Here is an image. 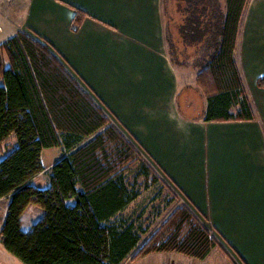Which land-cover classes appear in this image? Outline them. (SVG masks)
<instances>
[{"label": "trees", "instance_id": "trees-1", "mask_svg": "<svg viewBox=\"0 0 264 264\" xmlns=\"http://www.w3.org/2000/svg\"><path fill=\"white\" fill-rule=\"evenodd\" d=\"M225 2V12L211 18L214 50L199 64L203 69L197 81L206 108L198 117L252 120L236 61L249 0ZM83 16L77 10L74 29ZM41 40L19 31L0 44V148L11 138L16 141L0 160V200L8 201L1 243L23 264H121L141 248L144 233L142 214H126L127 209L141 195L140 187L159 178L51 52V44ZM257 84L264 88V75ZM53 147L62 148L63 156L47 171L49 186L41 188L32 181L45 171L43 149ZM30 205L42 217L26 231L22 214ZM217 246L208 227L187 207H179L139 253L174 251L204 260Z\"/></svg>", "mask_w": 264, "mask_h": 264}, {"label": "rangeland", "instance_id": "rangeland-1", "mask_svg": "<svg viewBox=\"0 0 264 264\" xmlns=\"http://www.w3.org/2000/svg\"><path fill=\"white\" fill-rule=\"evenodd\" d=\"M17 1L19 6H15L14 4ZM257 1L263 2L264 8V0H253V3L249 6L250 8L248 10L245 27L246 31L243 34L242 40L240 39L236 59L238 65L240 64L244 67L242 73L246 78V89L252 107H258V109L264 112V88L259 89L256 86V78L264 74V12H262L259 7L256 8L255 2ZM150 2L152 3L149 4L154 7L152 22H154L155 26L149 29L150 34L144 36L145 40L138 39L134 34L122 29L118 26V22H115L116 25H110L108 22L97 21V23L100 22L99 24L102 30L108 31L106 37H108L109 43H113V40H115L132 50L138 49L141 52L143 51L142 55L146 54L145 57L153 56V58L159 62L164 63L167 72L163 73L159 68L158 73L153 72L150 74L152 78L150 77L149 80H147L148 75H144L145 66H143V64H146L147 71L150 70L145 58L139 61V66L143 67H138L135 70L131 69L130 76H128V73H126L127 76H120L121 70L118 69L117 71L115 67L111 68V66L107 77H103L100 71H93V76L95 77L94 81L100 83V85L105 88L104 91H100L101 89L95 86L92 80L85 78L83 73L79 70V67L78 69L74 67L63 53L57 51L55 45L51 41L44 39L51 44V52L59 58L67 67L68 71L76 77L84 88L91 92L96 103L108 114L111 121L117 125L123 134L131 141L135 149L141 154V157L151 166L154 172L153 174H156L159 178L158 182L150 180V184L147 187H140L141 195L127 209L126 214H132L136 217L142 214L140 223H142L144 233L140 245L141 248L135 251L121 264H243L241 259L235 255L234 247H232L229 242L226 233L227 230H229L228 228L235 232V227L241 229L247 227L244 229L247 235L246 238L255 239L259 236V229L256 228V225L263 223L264 215H261V213H263L264 210L261 212H257V210L258 205L264 207L262 202V200L264 201V191H262L260 195L256 194V191L258 185L257 179H259L260 184H263V181H261L263 178L176 177L174 166H177V164L181 165L183 163L185 164L184 168H186L192 167V164L199 162V158L193 154V152H197V150L194 151L193 148L195 138L192 137L193 134L187 132L186 125L190 123L179 119L180 122L178 120L176 129L178 128L179 131V128H181L183 131H179L180 144L178 148L175 146L168 147V145H166L165 148L160 147L161 149L158 150L159 154H157L156 149L149 147L143 139L141 140V138H139V134L135 132V135L134 131L128 128L127 122L125 123L121 117L117 116V112H115L112 105L114 102L115 104H119L120 107H123L122 98H127L128 96L132 97L134 100V97L138 96L136 95L138 93L137 88L139 89L144 83L150 90L159 87L160 77L162 74L163 76L165 74L168 79L169 88L168 102L170 99L171 102H174L175 96L178 94L180 108L190 117L199 116L205 104L206 97L202 89L198 86L197 80L203 69L201 66H203V63L207 60V55L209 54L208 50H214V44L209 42L212 37L210 28H212L215 23L211 18L215 15L214 13L216 11L221 13L225 12L226 2L225 0H152ZM10 3H12L10 6L0 3V24L5 17L7 19H12L14 24H19L23 19L22 16L25 14L27 0H12ZM2 5L4 7L1 8ZM151 5L150 7H152ZM161 16H163V19ZM140 32L144 31L142 30ZM6 34L8 33H4V35ZM30 35L38 40H41V38L43 39V37L37 34ZM138 35H140V33H138ZM167 38L172 47L169 45ZM146 39L152 45H150ZM1 40L0 37V44L3 43ZM69 47L72 48L71 45ZM200 63H202L201 66L199 65ZM88 72L90 73L89 70ZM163 84L164 82H162V85ZM117 85L120 90H117ZM122 86H124L123 90L125 89L124 93L121 89ZM152 95L154 96L155 94L153 93ZM115 96L118 98L115 99ZM114 99L115 101H113ZM158 103L159 101L157 100L154 106ZM154 106L150 107L147 103H140L138 100L133 113V116L137 117V122L144 119L143 113L150 114L151 116L159 114L161 111L157 110ZM172 109L175 111L177 109L176 105H174ZM166 113L168 116L167 119L171 120L174 125L176 119L172 114L168 113V110H166ZM182 122L187 124H182ZM199 125L207 128L212 124L202 122ZM221 125L225 126L232 124ZM258 125H264V123L260 122V118H258ZM138 126H140L139 129H142L143 137L144 135H147V139L152 137L150 132L152 133L153 131L150 127H147L143 122H139ZM154 126L155 130L158 125ZM161 129L162 128L158 127L157 131ZM163 137L164 136H162V138ZM13 145H16V141L14 138H11L1 146L0 155L12 150L14 147ZM262 145V149L264 150V141H262ZM54 151L57 152L58 150ZM241 151L242 161L245 160V155L248 156V153ZM226 161L228 164L232 163L231 160H225V162ZM234 161L240 163V161ZM43 163L45 165L48 164L46 158L43 160ZM134 170L136 171V169ZM135 171L129 176L130 181H133ZM46 175L47 173L45 172L41 177H36L35 183L39 186L47 184L48 177ZM143 178L144 177H140L139 181L141 182ZM179 178L182 181L179 180ZM161 189H163L162 192H160ZM216 190L220 193L219 196H217L218 192ZM192 191L202 194L204 209L201 208L202 205L200 206L197 203V200L192 198ZM167 193L170 194L167 196ZM240 193L243 194L241 197L244 201L251 202L248 209L242 210V213H240L239 209L242 205V200H238ZM166 196L170 198L169 201L166 200ZM7 202L6 199L0 200V225ZM179 207H187L198 221L208 227L211 234L217 240L218 246L215 247L213 252L204 260L189 257L174 251L153 252L148 255L140 254L139 252L142 247L148 244L149 241L162 231L165 223L168 222L170 216ZM232 208L237 210L234 211L229 220L226 217L224 219V217H222L224 216L223 210L229 212V209L232 211ZM213 210H215L214 214ZM30 211L37 215V206L31 205ZM39 213L38 215H41L40 210ZM9 254L10 253L5 250L1 243L0 234V264H23L17 258H14L12 254H10V257Z\"/></svg>", "mask_w": 264, "mask_h": 264}, {"label": "crops", "instance_id": "crops-1", "mask_svg": "<svg viewBox=\"0 0 264 264\" xmlns=\"http://www.w3.org/2000/svg\"><path fill=\"white\" fill-rule=\"evenodd\" d=\"M11 1L12 0H0V3L8 4L10 6V4H12L10 3ZM150 1L152 0H27L25 14L22 16L23 19L19 24H14L12 19H7L6 17L1 22V42H4L8 38L16 35L19 31H24L32 35H40L44 39L51 41L55 45L57 51L63 53V55L69 59L68 61L74 65V67L77 69L79 67V70L83 73L85 78L92 80L95 86L101 89L100 91H104L105 88L102 87L100 83L94 81L95 77L93 76V71H100L103 77H107L110 66L111 68L115 67L117 71L120 69V76H127L126 73H128V76H130L131 69L135 70L138 67L145 66L144 75H148L147 80H149L151 77L150 74L153 72L158 73L159 68L161 71H163V73L167 72L164 63L159 62L153 58V56L145 57L146 54L142 55L143 51L141 52L138 49L132 50L129 47L127 48L126 45H123L115 40H113V43H109L107 39L108 37H106L108 35V31L102 30L99 24L100 22L97 23V21L108 22L110 25H116L115 22H118V26H120L122 29L134 34L138 39L140 38L145 40L144 36L150 34L149 29L152 26H155L154 22H152L154 7L149 4L152 3ZM252 3L253 0H249L241 23L237 40L236 54L238 53L240 39L242 40L243 34L246 31L245 27L248 17V10ZM14 4L15 6H19L18 1ZM3 5L1 8L4 7ZM150 5L152 7H150ZM255 6L256 8L259 7L260 10L264 12L263 2L257 1L255 2ZM77 10L85 12L86 16H83L84 18L79 28L74 29V18L77 14ZM162 17L163 16H161V18ZM142 30L144 32H140ZM4 33L8 34L4 35ZM138 33H140V35H138ZM146 41L152 45L147 39ZM70 45L72 48L69 47ZM145 58L148 62L147 66L150 68L148 71L146 69V64L139 66V61ZM238 67L243 77L245 90L250 101V97L246 89V78L242 73L244 67L240 64ZM262 75H259L256 78V86L259 89L262 88L258 86L257 80ZM167 80V76L165 74L163 76L162 74L160 77V86L151 90L148 88V86L146 87L144 83V85H141L139 89L137 88L138 93L136 95L138 96L134 97V100L129 96L127 98H122L123 107H120L119 104H115L113 102L112 105L115 109V112H117V116L121 117L125 123L127 122L128 128L131 131H134V133L136 132L139 134V138H141V140L143 139L149 147L156 149L157 154H159L158 150L165 148L166 145H168V147L175 146L178 148L180 144L179 131H183L181 128H179V131L178 128L176 129V124L178 123L179 119L190 123L189 125H186L187 132L193 134L192 137L195 138L193 148L194 151L197 150V152H193V154L199 158V162L192 164V167L186 168H184L185 164L183 163L181 165L177 164V166H174L175 176L262 177L263 179L261 181H263V184H260L259 179H257L258 185L256 194L260 195L261 192L264 191V150L262 149V141H264V125H258V118H260V122L264 123V112L258 109V107H254V118L252 120L205 121L198 116L191 118L189 115V117L185 116L180 111L178 94L175 96L174 102H171V99L168 102L169 88ZM162 82H164L163 85ZM123 87L124 86H122L121 89L124 93L125 89L123 90ZM117 90H120L119 86ZM153 93L155 94L154 96L152 95ZM116 98L118 97L115 96V99ZM115 99L113 101H115ZM138 100L140 103H147L150 107L154 106V103H157V100L159 101V103L154 107H156L157 110H160L161 112L155 116L143 113L144 119L139 121L146 124L147 127H150L153 131L152 133L150 132L152 137L148 139L147 135H144L143 137L142 129H139L140 126H138L139 122H137V117L133 116L135 110L134 108L136 107ZM174 105H176L177 108L175 111L172 109ZM205 108L206 100L202 111H204ZM166 110H168V113L172 114V116L176 119L174 125L172 124L171 120L167 119L168 116ZM202 122H207L212 125L207 128L201 127L199 124ZM187 123L182 122V124ZM221 124L232 125L222 126ZM154 125H158V127L162 129L157 131V127L154 130ZM162 136L164 137L162 138ZM54 150L58 151L55 152ZM9 151L4 154L2 153V155H0V160H2L9 153ZM240 151L248 153V156L245 155V160L241 161L242 158ZM44 156L48 161V164L46 165L43 163V160L45 159ZM62 156L63 149L60 147L43 149L41 161L45 167V171L39 174L37 177H41L45 172L47 173L52 165L56 163ZM225 160H231L232 163L228 164L227 161L225 162ZM234 160L240 161V163H237ZM46 176L48 177V174ZM36 179L37 178L33 179V184H36ZM179 180L181 179L179 178ZM48 186L49 180L47 181V184L40 187L46 188ZM216 191L218 192V190ZM191 193L192 198L197 200V203L200 206L202 205L201 208L204 209V203H202V194L193 191ZM219 195L220 193L218 192L217 196ZM242 195L243 194L240 193L238 198V200H242V205L239 207L240 213H242V210H247L249 204L251 203L244 201L241 197ZM262 202L264 204L263 200ZM30 206H28L22 214L23 229L26 231L29 230V228L42 217V213L41 215H38L40 214L39 209L37 211V215H35L36 213L33 214L30 211ZM263 208L264 207L262 205H258L257 212H261L264 210ZM236 210L237 209L233 208L232 211L229 209V212L227 210H223L224 216L222 217H224V219L226 217L229 220ZM214 212L215 210H213V214ZM6 214L7 206L4 216L1 220L0 232ZM261 215H264V212L261 213ZM246 228L247 227L241 229L235 227V232L233 230L231 231L230 228L227 230L226 234L232 247H234L233 249L235 250V255L241 259L243 264H264V221L263 223L256 225V228L259 229V236L255 239L246 238L247 235L244 231ZM212 252L213 250L211 253ZM13 257L16 258L15 256Z\"/></svg>", "mask_w": 264, "mask_h": 264}]
</instances>
